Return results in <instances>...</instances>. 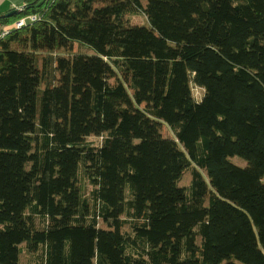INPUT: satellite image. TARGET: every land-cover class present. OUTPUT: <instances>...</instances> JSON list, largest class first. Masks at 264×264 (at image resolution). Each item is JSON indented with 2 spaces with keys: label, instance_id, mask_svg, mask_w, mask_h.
<instances>
[{
  "label": "trees",
  "instance_id": "16d2710c",
  "mask_svg": "<svg viewBox=\"0 0 264 264\" xmlns=\"http://www.w3.org/2000/svg\"><path fill=\"white\" fill-rule=\"evenodd\" d=\"M28 15L0 31V264H264V0L0 22Z\"/></svg>",
  "mask_w": 264,
  "mask_h": 264
},
{
  "label": "rangeland",
  "instance_id": "374dc122",
  "mask_svg": "<svg viewBox=\"0 0 264 264\" xmlns=\"http://www.w3.org/2000/svg\"><path fill=\"white\" fill-rule=\"evenodd\" d=\"M16 10H19V9H16ZM128 15L130 16V20L133 23L141 24L145 21L144 15L139 13V12H135L133 14H131V12H129ZM194 93L197 97H200L202 95V89L196 87V88H194ZM164 130H165L166 135L173 136V131L168 125H165ZM87 140L94 142L96 145L100 144V139L98 137H95V136H90V137H88ZM230 160L239 166H242V167L247 166V161L240 156L230 157Z\"/></svg>",
  "mask_w": 264,
  "mask_h": 264
},
{
  "label": "crops",
  "instance_id": "0c3cea01",
  "mask_svg": "<svg viewBox=\"0 0 264 264\" xmlns=\"http://www.w3.org/2000/svg\"><path fill=\"white\" fill-rule=\"evenodd\" d=\"M26 3V0H0V14L6 15L9 12L24 6V4ZM13 21V18L9 19L6 22H0V31L11 25V22Z\"/></svg>",
  "mask_w": 264,
  "mask_h": 264
},
{
  "label": "built area",
  "instance_id": "2783aa9c",
  "mask_svg": "<svg viewBox=\"0 0 264 264\" xmlns=\"http://www.w3.org/2000/svg\"><path fill=\"white\" fill-rule=\"evenodd\" d=\"M17 9L22 10L23 6L17 8ZM35 20H37L36 15L23 16V17L19 18L18 20H16L15 22H13L10 26L3 28L1 30V35L3 36L5 34H7L12 27L19 28V27H22L23 25H25L29 22L35 21Z\"/></svg>",
  "mask_w": 264,
  "mask_h": 264
},
{
  "label": "water",
  "instance_id": "95a60500",
  "mask_svg": "<svg viewBox=\"0 0 264 264\" xmlns=\"http://www.w3.org/2000/svg\"><path fill=\"white\" fill-rule=\"evenodd\" d=\"M15 14V10L9 12L8 14L6 15H3V17H10V16H13Z\"/></svg>",
  "mask_w": 264,
  "mask_h": 264
}]
</instances>
